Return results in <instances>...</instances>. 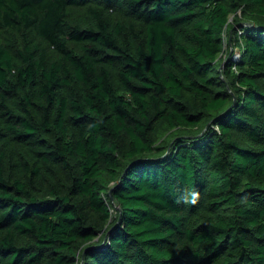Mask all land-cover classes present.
<instances>
[{"label": "trees", "instance_id": "obj_1", "mask_svg": "<svg viewBox=\"0 0 264 264\" xmlns=\"http://www.w3.org/2000/svg\"><path fill=\"white\" fill-rule=\"evenodd\" d=\"M0 264H264V0H0Z\"/></svg>", "mask_w": 264, "mask_h": 264}, {"label": "rangeland", "instance_id": "obj_2", "mask_svg": "<svg viewBox=\"0 0 264 264\" xmlns=\"http://www.w3.org/2000/svg\"><path fill=\"white\" fill-rule=\"evenodd\" d=\"M85 13H86L85 10H74V11L72 10V12L70 14L71 20L75 21L78 19L86 18L87 16L85 15Z\"/></svg>", "mask_w": 264, "mask_h": 264}, {"label": "clouds", "instance_id": "obj_3", "mask_svg": "<svg viewBox=\"0 0 264 264\" xmlns=\"http://www.w3.org/2000/svg\"><path fill=\"white\" fill-rule=\"evenodd\" d=\"M197 197H198V193L193 192L191 194V200L190 201L186 197H181V199H183L185 203H189L190 202V203L194 204L197 201Z\"/></svg>", "mask_w": 264, "mask_h": 264}]
</instances>
